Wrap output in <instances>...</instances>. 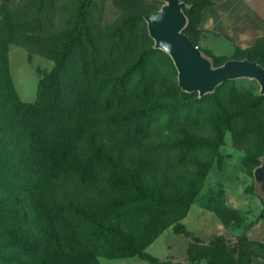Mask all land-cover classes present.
Here are the masks:
<instances>
[{"label": "rangeland", "instance_id": "374dc122", "mask_svg": "<svg viewBox=\"0 0 264 264\" xmlns=\"http://www.w3.org/2000/svg\"><path fill=\"white\" fill-rule=\"evenodd\" d=\"M182 1L183 31L213 66L244 56L264 65L257 11L231 19L232 1ZM162 3L92 0L64 48L80 0H0L3 88L13 84L20 102L43 104L55 89L54 127L35 147L60 144L36 153L39 182L28 178L18 144L17 178L0 180V264L11 256L28 264H264V196L253 177L264 154V96L248 77L203 99L182 90L144 19ZM3 102L5 174L17 116ZM23 213L25 225L13 228ZM22 243L32 248L26 257Z\"/></svg>", "mask_w": 264, "mask_h": 264}, {"label": "water", "instance_id": "95a60500", "mask_svg": "<svg viewBox=\"0 0 264 264\" xmlns=\"http://www.w3.org/2000/svg\"><path fill=\"white\" fill-rule=\"evenodd\" d=\"M162 5L144 15L147 31L154 41V48L165 51L177 71V83L186 92L203 96L227 80L239 77L255 79L259 94L264 96V66L248 58H229L213 66L197 45L183 31L186 15L182 0H161ZM254 181L264 196V154L253 169Z\"/></svg>", "mask_w": 264, "mask_h": 264}, {"label": "trees", "instance_id": "16d2710c", "mask_svg": "<svg viewBox=\"0 0 264 264\" xmlns=\"http://www.w3.org/2000/svg\"><path fill=\"white\" fill-rule=\"evenodd\" d=\"M91 4H92V0H80L76 26L70 38L64 43V48H67V46L73 44L76 41L81 29L84 27L87 13L91 7ZM192 43L195 44L193 41ZM59 57L62 58L63 53H59L58 58ZM242 58H248L260 64H261L260 61H262V59L255 60L253 58H249L248 56L247 57L244 56ZM261 65L264 66L263 64ZM50 78H51V86L57 87L58 86L57 72L53 71ZM229 81L231 82L232 80H227L224 83L229 82ZM4 82L5 81L2 78H0V105L4 103L3 100L5 99V102L9 105V109L11 113H14L17 116V118L12 115L14 122L11 126L12 129L9 133L10 140L8 141L7 146H6V150L10 149V158H11L10 159L11 163H9L10 167L7 169L5 174L0 172V180H3L4 182H9L8 179L16 180L18 170H17L15 163H12V162H13V159L15 158V155L19 151L18 149L19 146L22 144V150L29 158V163L26 166V169L30 171L31 176H29L28 178L32 177L36 180V182H39L37 177L35 176V172L41 171V170L42 172H44V170L39 160V157L36 155V153L38 154L41 152L48 151V155H50L53 150L52 148L54 147V144L57 147H59L60 145L57 141H54L55 139H52L51 140L52 142H50L47 146L41 145L40 151H38L37 148L35 147L36 144L38 143L37 140H39V142L44 141V136H41L40 134L44 132V130L53 129L54 127L55 114L58 113V109H59V107H57V102H56L58 97L54 99V96H56V91L55 89H51V94L47 95L46 94L48 92L47 90V92L45 93L47 97V100H46L47 104H43L42 100L41 101L37 100L33 102H20L16 96V92L13 88V84H11V86L9 85L6 89H4L3 88ZM205 97H207L206 94L201 96L200 99H203ZM46 106H49L50 108L48 110L47 118L45 117L46 115L44 113V109ZM222 111H225L224 107L222 108ZM20 132L22 134H20ZM19 134L20 136H18ZM1 142L2 140H0V143ZM20 161H22V158L20 159ZM257 163L258 161L256 160L255 165ZM5 164L6 163L0 162V167L1 168L4 167ZM1 187L3 188V186H0V188ZM25 217H28V213H23V217L15 215L14 216L15 223L12 224L13 228H16L19 230V228L25 225V222L23 221ZM17 232L18 231H16V233ZM22 244L19 246L18 251L20 252V256L26 257L24 254V251H32V248L28 249L24 243ZM33 251L35 253L38 251V249L35 247ZM10 263L11 264H28L23 261L21 262L16 256L10 257ZM237 264H242V263H237Z\"/></svg>", "mask_w": 264, "mask_h": 264}, {"label": "crops", "instance_id": "0c3cea01", "mask_svg": "<svg viewBox=\"0 0 264 264\" xmlns=\"http://www.w3.org/2000/svg\"><path fill=\"white\" fill-rule=\"evenodd\" d=\"M232 4L229 9V17L238 19L244 13L257 11L260 19L264 22V0H229Z\"/></svg>", "mask_w": 264, "mask_h": 264}]
</instances>
